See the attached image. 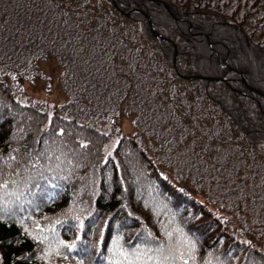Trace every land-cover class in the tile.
Listing matches in <instances>:
<instances>
[{
    "label": "trees",
    "instance_id": "trees-1",
    "mask_svg": "<svg viewBox=\"0 0 264 264\" xmlns=\"http://www.w3.org/2000/svg\"><path fill=\"white\" fill-rule=\"evenodd\" d=\"M223 2L0 0V264H114V236L177 228L174 264H264V21ZM48 58L54 105L22 83Z\"/></svg>",
    "mask_w": 264,
    "mask_h": 264
},
{
    "label": "rangeland",
    "instance_id": "rangeland-1",
    "mask_svg": "<svg viewBox=\"0 0 264 264\" xmlns=\"http://www.w3.org/2000/svg\"><path fill=\"white\" fill-rule=\"evenodd\" d=\"M217 1L219 2L224 1L223 3L228 9L238 8L240 9V12H242L246 8L248 9V11L250 10L251 14L248 16V19H247L249 23H252L250 21H252L253 19L255 20L256 17H258V20H259L258 23L264 21V0H217ZM37 70L40 73L45 74V77L44 76H40V77L34 76L31 78H26V79L24 78V80L22 81L23 86H24V96L31 95L33 97L43 99L49 105L59 104L65 101L67 98V95L62 90L60 83H59L60 67L58 66L57 62L52 58L41 60L38 63ZM24 96L21 97L22 100H24ZM131 122H132L131 117H124L121 120L120 119L117 120L118 124L122 123L123 126L129 127V131L126 130V132H129V133H132L135 130ZM231 136L237 137L234 134H231ZM229 144L231 146V142L229 140L220 142V146H222L223 148H225V146L228 148ZM242 144H240V142L238 143L239 147L242 148L244 153L246 151V154H252V155L254 154L253 151L245 150L246 146ZM215 152H216V149L212 147L211 153L213 154ZM232 164L234 163L232 162ZM253 173H257L256 170H254ZM243 174H247V172L246 171L241 172L239 176L237 175L238 179H242ZM244 180L247 182L248 178L245 177ZM250 180H253V181L255 180V186H258V187H260L263 183V180L261 177L255 178V179H252V177H250L249 181Z\"/></svg>",
    "mask_w": 264,
    "mask_h": 264
},
{
    "label": "snow or ice",
    "instance_id": "snow-or-ice-1",
    "mask_svg": "<svg viewBox=\"0 0 264 264\" xmlns=\"http://www.w3.org/2000/svg\"><path fill=\"white\" fill-rule=\"evenodd\" d=\"M164 235L168 238V245L165 247L163 243L156 248H144L137 246L134 249H126L120 243V237L114 236L112 242L108 247V251L113 256L117 257L114 264H174V259L178 256L180 260H185V251L187 256L191 257L195 250V243L188 238L186 234H183L180 229H175L179 233V237L176 244H173V231L164 229ZM79 239V234H77ZM183 241L181 244L180 241ZM61 244H67L71 250L74 247V243H68L67 241H60ZM169 257H173V260H169Z\"/></svg>",
    "mask_w": 264,
    "mask_h": 264
},
{
    "label": "water",
    "instance_id": "water-1",
    "mask_svg": "<svg viewBox=\"0 0 264 264\" xmlns=\"http://www.w3.org/2000/svg\"><path fill=\"white\" fill-rule=\"evenodd\" d=\"M146 18L148 19V21H149V23H150L149 18H148V17H146ZM150 25H151V23H150ZM151 30L154 32V35L159 36V34H158L157 32H155L154 29H153L152 27H151ZM175 57H176V51H174V55H173V57H172V66H173L174 70L177 71V73H179L178 70H177L176 63H175ZM180 75H181V74H180ZM182 76H183L184 78H186V79H189V78L192 77V76H189V75H182Z\"/></svg>",
    "mask_w": 264,
    "mask_h": 264
}]
</instances>
